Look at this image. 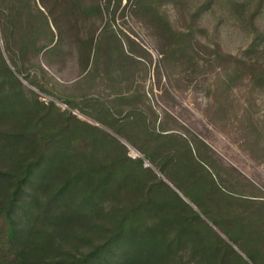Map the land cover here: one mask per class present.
<instances>
[{"label":"trees","instance_id":"obj_1","mask_svg":"<svg viewBox=\"0 0 264 264\" xmlns=\"http://www.w3.org/2000/svg\"><path fill=\"white\" fill-rule=\"evenodd\" d=\"M111 1L0 0V264H264V199L224 189L221 175L217 181L211 171V221L228 237L204 220L211 234H201L204 242L199 244L200 233L192 231L183 215L188 221L201 216L144 164V157L129 155L128 146L105 128L40 99L20 78L53 94L49 68L61 70L74 39L79 66L72 86L80 88L58 96L129 141L183 192L174 172L181 157L192 153L191 142L179 132L157 129V116H149L137 102L145 93L138 88L124 92L133 81L117 88L118 76L108 66L92 72L98 26L87 18L92 13L101 17ZM156 1L161 2L138 3ZM255 6L250 14L255 35L247 52L260 50L264 55V32L254 23L264 0ZM191 34L174 31L170 53L197 63ZM121 47L133 58L123 43ZM220 49L217 44V58L231 56L229 80L242 78V68H247L251 72L244 77L250 83H264V66L255 72L259 61ZM131 79L137 81L133 74ZM98 84L104 89L93 92ZM125 102L130 107L118 115L113 106ZM5 119L12 126L3 127ZM195 141L202 146V140ZM211 168L220 173L217 163L211 161Z\"/></svg>","mask_w":264,"mask_h":264},{"label":"rangeland","instance_id":"obj_2","mask_svg":"<svg viewBox=\"0 0 264 264\" xmlns=\"http://www.w3.org/2000/svg\"><path fill=\"white\" fill-rule=\"evenodd\" d=\"M244 1L161 0L139 6L138 0L125 3L120 0L117 6V1L112 0L110 8L103 9L101 17L92 13L87 18L88 23L97 22L98 26L94 35L95 43L97 40L99 43L93 74L106 65L111 68L113 76H118L117 88L127 86L129 80L133 81L132 88L124 92L131 94L138 88L139 92L145 93L137 102L149 116H157V129L179 132L191 142L192 153L181 157L184 160L174 172L183 183L184 187L177 183L183 192L129 141L102 122L70 107L58 96L59 93L67 94L80 88L72 86V82L78 78L79 66L74 39L70 40V53L66 56L65 64L61 65V70L49 68L53 94L40 91L20 75L28 87L39 92L40 99L46 102L52 100L62 109H69L82 119L105 128L128 146L129 155L144 157V164L154 168L159 177L176 188L201 216L203 220L197 217L188 221L187 215H183L184 220L193 226L192 231L200 235L211 234V229L205 223L207 221L223 237H228L211 221V171L217 181L221 175L226 183L224 189L227 187V190L232 189L238 194L264 199V83L257 86L250 83L248 77H244L251 72L247 68H242L244 78L229 80L226 72L231 56L217 58L214 53L219 44L220 52L243 59H256L259 62L255 72H262L264 55L260 50L247 52L255 35L250 14L257 0H247V5L238 6ZM99 2L103 4L106 0ZM88 23L86 27L90 25ZM254 23L264 32V6ZM105 26H110V31L103 30L100 33ZM176 30L192 33L190 43L198 51L200 60L197 63L186 60L180 53H170ZM88 32V28L83 31L85 34ZM113 32L133 58L126 57L122 43ZM261 43L264 46V38ZM0 44L3 46L1 36ZM132 74L137 81L131 79ZM103 89L102 84H98L93 86L92 91L99 93ZM82 105H87L91 110L93 108L85 103ZM129 107L130 103L125 102L115 104L113 109L123 112ZM120 112L118 115L122 116L124 112ZM1 124L9 127L12 121L5 119ZM194 139L202 140L204 144L201 142L202 146H199ZM211 149L215 156L212 159ZM211 161L214 165L217 163L220 173L216 174L211 168ZM197 242H204L202 235L197 238ZM234 247L246 257L235 243Z\"/></svg>","mask_w":264,"mask_h":264},{"label":"built area","instance_id":"obj_3","mask_svg":"<svg viewBox=\"0 0 264 264\" xmlns=\"http://www.w3.org/2000/svg\"><path fill=\"white\" fill-rule=\"evenodd\" d=\"M128 0H124V3L127 2Z\"/></svg>","mask_w":264,"mask_h":264}]
</instances>
